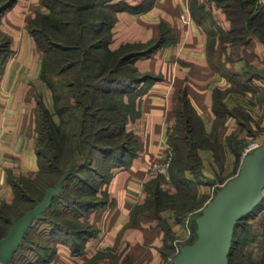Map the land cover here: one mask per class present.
I'll use <instances>...</instances> for the list:
<instances>
[{"label": "crops", "instance_id": "obj_1", "mask_svg": "<svg viewBox=\"0 0 264 264\" xmlns=\"http://www.w3.org/2000/svg\"><path fill=\"white\" fill-rule=\"evenodd\" d=\"M115 11L109 47L145 42L166 34L151 55L134 60L144 74L134 86L138 117L126 123L132 150L121 156L104 184L102 205L79 220L91 231L73 250L72 241L55 244L51 258L40 264H165L163 233L155 216L132 217L145 199L152 160L171 158L169 137L176 124L179 96L186 92L204 144L197 148L199 175L214 179L238 166L229 138L241 151L256 139L264 143V43L256 35L246 44L227 47L223 57L211 56L204 28L188 0H111ZM41 0H15L0 14V28L9 39V54L0 71V206L15 198L11 179L33 178L38 171L35 148L37 96L52 107L51 90L41 78V55L27 29ZM230 55V57H229ZM216 95V97H215ZM243 145V146H242ZM185 175L192 178L187 170ZM160 185L174 193L170 175ZM171 230L182 232L173 210L160 213Z\"/></svg>", "mask_w": 264, "mask_h": 264}, {"label": "trees", "instance_id": "obj_2", "mask_svg": "<svg viewBox=\"0 0 264 264\" xmlns=\"http://www.w3.org/2000/svg\"><path fill=\"white\" fill-rule=\"evenodd\" d=\"M14 1L0 0V14ZM221 1L225 2L229 10L232 23L230 33L235 44H246L250 35H256L264 43V3L255 7L258 0ZM41 4L47 8V11H39L30 18L27 29L41 55V78L52 91L55 112L59 116V121L56 122L42 100L37 102L43 118V129H40L39 133L42 139L45 138L49 150V161L52 169L57 172V178L52 183L42 184L36 195L28 194L29 189L26 190L25 187L20 186L18 179H26L29 183L33 181L39 183L44 180L42 171H40L43 157L36 140L35 148L39 167L37 174L33 178L19 176L11 179L15 198L12 203H3L0 206V238L5 235L11 221L35 205L36 200L42 198L44 190L53 185L62 173L68 169H71V173L65 179L61 193L53 198L51 204L52 206L54 202L59 201L57 210L59 220H52L46 216L51 206L44 211V218L35 219L22 245L15 252L11 264L45 262L51 258L55 244L59 241H72L73 250L81 249L82 243L78 244V241L90 233L91 229L83 224L79 217L103 204L106 197L104 184L111 173L103 178L102 172L97 170L93 164H96L97 158L105 160L103 157L107 154L119 152L116 157H113L115 166H117V163L122 162L121 156L130 152L134 145L133 137V145L127 139L131 137V131H127L125 126L128 121L133 120L134 116H138L133 100L136 95L132 92L144 74L131 64L136 58L151 55L165 42L166 36L163 34L145 42H127L112 49L109 47L110 28L116 18L114 13L121 6L119 3L111 2V0H41ZM6 42V45H3L4 53L0 57V71L10 51L9 39ZM42 53H44L43 56ZM48 60L59 62V76L67 75L65 82L68 94L64 100H62V95L57 93L53 80L47 75L46 61ZM261 98L264 101V90ZM133 110L136 113H133ZM36 119L37 116L35 130ZM176 128L179 130V135L175 133ZM199 136L193 108L186 92L182 91L179 96L176 124L169 137L171 146L175 145V150H177L176 142L178 141L185 145V150L188 152L186 161L181 160L176 154L173 157L171 166L173 171H170V178L177 193L181 191L180 184L189 182L185 175L187 170L194 175H199L200 159L197 148L204 144V139ZM228 142L239 162L240 149L232 138H229ZM114 161L109 162L114 164ZM84 172L95 173L97 181L101 183L100 186H103L102 189L99 186L88 184L81 177ZM71 179L73 181L79 179L83 185L73 184V182L69 185ZM152 180L146 184L145 191ZM68 189L75 193L67 195L66 190ZM100 190L105 197H97V191ZM176 192L168 194L161 187L158 179L154 198L145 199L136 209L149 203L150 205L146 207H151L155 212L154 215L161 216L160 211L167 209V206L159 204L160 199L164 195H170L168 197L173 198ZM16 200L27 203L19 214H14L13 210ZM171 207L174 209L176 206ZM160 218L164 220L169 235L170 226L164 218ZM175 218L181 221L182 216L175 214ZM36 222L48 223V229L44 227L47 243L39 249L25 247L30 230ZM252 224H255V227H252ZM192 225L193 236L185 243H192L196 238L195 218L192 219ZM165 245L173 251V245H167V243ZM161 251L164 256L167 255L163 248ZM169 263L170 261L167 262ZM229 263L264 264V189L263 199L249 214L240 219L234 228Z\"/></svg>", "mask_w": 264, "mask_h": 264}, {"label": "rangeland", "instance_id": "obj_3", "mask_svg": "<svg viewBox=\"0 0 264 264\" xmlns=\"http://www.w3.org/2000/svg\"><path fill=\"white\" fill-rule=\"evenodd\" d=\"M262 3H264V0H258L257 3L255 4V7L261 6ZM188 4H189V9L191 13L196 18V20L200 22V24L204 28V31L207 37V44H208L211 56L217 55L218 53L220 57H223V53L227 54V50H226L227 47H231V46L236 47L240 45V44H235V42L232 41V34L230 33L232 23L229 18L230 17L228 13L229 10L227 9L225 2L221 0L220 1L219 0H188ZM7 40H8V37L6 36V33L0 28V52H1L0 57L4 53L3 45H6ZM43 55L44 53H42V56ZM131 65L134 66V61ZM131 65H128V67H131ZM46 71H47V75L53 80L54 87L57 93L58 94L60 93L63 97L62 100H64V98L68 94V88L66 87V82H65V79H67V75L62 76V77L59 76V62L55 60L46 61ZM51 97H52V107L50 108V111L52 113L53 119L56 122H58L59 116L55 112L52 91H51ZM37 98H38L37 99L38 101L41 100L39 96H37ZM133 100L135 102V108L137 109L138 100L136 96L135 98H133ZM58 105H59V99H58ZM40 111L41 110L37 103L36 111H35V114L37 116L36 130L38 131V132L36 131V140H37L38 148L40 149L42 153V157H43L41 160V164H40L41 166L40 171H42L44 180H42V182H39V183H36L35 181H33L32 183H29V181H26V179H18V182L21 184L20 186L22 188L25 187L26 190L29 189L28 194H31V195L38 194V192L40 191V187H42V184L44 185L46 183L48 184L52 183L57 178V174H56L57 172L55 169H52V166L49 161L50 160V158L48 157L49 150H48L47 144L45 143V138L42 139V135L41 133H39V130L43 129V125H42L43 118H42ZM132 112L136 113L135 110H133ZM137 117L138 116L136 115L132 119H136ZM175 133L176 134L178 133L177 135L180 134L177 128H176ZM133 136L134 134L131 131V137L129 136L127 138L128 140H130L129 142H131L132 145H133V139H134V138L132 139ZM245 145L243 146V148L245 147ZM176 148L177 150H175V145L174 146L172 145L171 161H170L168 172L166 174L168 176L171 174L170 171H173L171 170V166L173 165L172 162H173V157L175 156V154L183 161L188 160V156H187L188 152L187 150H185V145H183L182 142L179 143L177 141ZM118 153L119 152L107 154L106 157H103L105 158V160H101L102 158L96 159L97 162L96 164H93V166L96 167L97 170L102 172V174L104 175L103 178L108 177V174L112 172L113 168L116 165L114 161L115 159L113 157H116ZM242 158L243 157H241L238 163V166L234 169V171H231L230 173L226 172L223 175H218L214 179H210V180L208 179V181L207 180L203 181V178L201 175L197 176L193 174L192 178L189 179V182L180 184L181 191L177 193L176 192L177 190H176L175 191L176 194L173 195V198H169L168 196L170 195H164L162 199H160L159 204H161L162 206H167V209L173 210L174 215L176 214V215L182 216L180 224L183 230L180 233H176L175 231L170 230L169 235H168V231H166L167 227H166V224L164 223V220H161L160 216H158L157 214L154 215L155 212L151 207L150 208L146 207L150 205L149 203L147 205L144 204L143 206H140L139 209H136V211L133 212L132 217L134 219L135 217L139 215V213L140 215H143V216H148V217L155 216L157 218V222L159 223V226L163 233V243H162L161 248H163V251L167 254L166 256H164L166 260L165 264H167L168 261L171 262L170 258L172 257V254H174L176 251V245L180 243H185V241H187L186 239L183 240L182 238L185 236L188 229L192 231V234L190 235V237L193 236L192 219L195 218V216L201 211L203 206L212 198V196L215 193L216 188L222 186L227 180H229L231 177H233L237 173ZM109 161H114V164H112ZM117 164L119 165V163ZM81 175H82L81 177L88 184L99 186L101 187L100 189H102L103 186H100L101 183L100 181L99 182L97 181V177L95 173L84 172V174H81ZM162 178H163L162 174H159L155 178H153L150 186L148 187L146 191L145 199L154 198V194H155L154 192L156 189L157 181L158 179L161 180ZM72 182L73 184L80 183V185H83V182L81 180L79 181V179H75L74 181L73 179H71L69 181V185H71ZM165 191L168 194L171 193V192H168L167 190ZM74 193L75 192H72L71 189L66 190L67 195H71ZM97 193H98L96 194L97 197H100V198L105 197L104 193L101 190L97 191ZM58 202L59 201L54 202L51 208H49V210L46 212L47 213L46 216H49L52 220H56V219L59 220V213H57V210L59 209ZM26 205H27L26 202L22 200H18V201L16 200L15 205L13 207V210L15 212L14 214H19ZM172 205H175L176 207L172 209L171 207ZM163 210L165 209H162V211ZM162 211H160V213ZM40 225H42L41 229H40ZM44 227L45 229H48L49 227L48 223L36 222V224L30 230L28 239L25 242V247L30 246L35 249L36 248L39 249L42 245H45L47 243V240H46L47 236H45L47 234L44 231ZM252 227H255V224H252ZM164 237H165V243H164ZM166 243L167 245L169 244L173 245V251L172 249L168 248L165 245ZM22 250H24V248Z\"/></svg>", "mask_w": 264, "mask_h": 264}, {"label": "water", "instance_id": "obj_4", "mask_svg": "<svg viewBox=\"0 0 264 264\" xmlns=\"http://www.w3.org/2000/svg\"><path fill=\"white\" fill-rule=\"evenodd\" d=\"M70 173L71 169L62 173L53 185L44 190L35 205L11 221L5 235L0 238L1 264L12 263L34 220L44 218V211L61 193ZM263 189L264 144L246 154L237 173L216 188L212 198L195 217L196 238L192 243L180 244L169 264H230L234 228L263 199Z\"/></svg>", "mask_w": 264, "mask_h": 264}, {"label": "built area", "instance_id": "obj_5", "mask_svg": "<svg viewBox=\"0 0 264 264\" xmlns=\"http://www.w3.org/2000/svg\"><path fill=\"white\" fill-rule=\"evenodd\" d=\"M262 144H264V143H262L256 139L250 140L245 145V147L243 148L242 157H244L246 154H248L253 149L257 148L258 146H260ZM170 161H171L170 157H167L165 159L152 160L147 167V174L151 177L159 175V174L166 175L168 172V169H169ZM191 234H192V231L188 229L187 233L185 234V236L182 239L187 240ZM180 244H183V243H180ZM180 244L176 245V251H175L174 255L178 252V247ZM172 258L173 257L170 258L171 261H172Z\"/></svg>", "mask_w": 264, "mask_h": 264}]
</instances>
